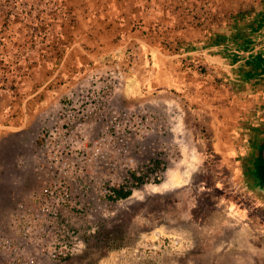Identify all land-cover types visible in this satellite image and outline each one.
Wrapping results in <instances>:
<instances>
[{
	"label": "crops",
	"instance_id": "crops-1",
	"mask_svg": "<svg viewBox=\"0 0 264 264\" xmlns=\"http://www.w3.org/2000/svg\"><path fill=\"white\" fill-rule=\"evenodd\" d=\"M74 11L69 65L62 68L73 81L118 60L130 73L124 103L176 99L187 111L188 140L199 148L200 140L208 141L201 152L223 164L228 181L236 189L257 182L254 166L264 140V0H84ZM11 175L21 187L29 184L25 172ZM218 203L224 214L219 227L212 223L211 242L203 228L197 264H264L262 214L256 224L240 206L231 210L229 197L219 195Z\"/></svg>",
	"mask_w": 264,
	"mask_h": 264
},
{
	"label": "built area",
	"instance_id": "built-area-1",
	"mask_svg": "<svg viewBox=\"0 0 264 264\" xmlns=\"http://www.w3.org/2000/svg\"><path fill=\"white\" fill-rule=\"evenodd\" d=\"M129 77L115 60L42 113L34 144L12 165L28 170L35 185L0 207V264H62L93 242L104 249V222L137 193L162 186L173 171L179 185L187 183L194 152L186 108L157 97L124 103ZM9 177L18 188L20 178ZM159 246L167 255L192 248L181 237Z\"/></svg>",
	"mask_w": 264,
	"mask_h": 264
},
{
	"label": "rangeland",
	"instance_id": "rangeland-1",
	"mask_svg": "<svg viewBox=\"0 0 264 264\" xmlns=\"http://www.w3.org/2000/svg\"><path fill=\"white\" fill-rule=\"evenodd\" d=\"M61 2L0 0V207L11 204L35 185L32 174L25 170L29 185L12 193L9 176L21 172L12 165L34 144L42 113L53 108L67 89L85 77L80 74L73 81L66 70L69 63L65 64L74 9L84 0ZM200 141L199 148L194 145L197 140H188L194 153L185 185H179V172L173 171L164 187L159 186L166 190L137 193L116 216L104 222L102 232L116 246L100 250L93 242L82 254L62 264H197L195 256L201 249L203 228L209 229L210 235L206 236L211 242L212 223L219 227L217 219L224 214L223 209L215 207L219 195L229 197L231 210L240 206L241 211L255 215L247 218L256 224L260 212L264 223V188L248 182L243 189H236L228 181L223 164L217 163L214 156L202 154L201 148L205 149L208 141ZM173 237L189 240L190 251L167 255L159 250L163 238Z\"/></svg>",
	"mask_w": 264,
	"mask_h": 264
},
{
	"label": "trees",
	"instance_id": "trees-1",
	"mask_svg": "<svg viewBox=\"0 0 264 264\" xmlns=\"http://www.w3.org/2000/svg\"><path fill=\"white\" fill-rule=\"evenodd\" d=\"M63 1L64 0H62V2ZM263 168H264V162L259 158V156H257V164L254 166V169H255V174L254 175H255V179H256L258 185H261V183L264 181V178H263V175H262V169ZM114 246H116V245L109 240L108 243H107V247L104 248V249H101V250H108L110 248H113Z\"/></svg>",
	"mask_w": 264,
	"mask_h": 264
},
{
	"label": "water",
	"instance_id": "water-1",
	"mask_svg": "<svg viewBox=\"0 0 264 264\" xmlns=\"http://www.w3.org/2000/svg\"><path fill=\"white\" fill-rule=\"evenodd\" d=\"M258 156L264 162V140L261 142V149L258 151ZM262 175L264 178V168L262 169ZM261 186L264 188V181L261 183Z\"/></svg>",
	"mask_w": 264,
	"mask_h": 264
},
{
	"label": "bare ground",
	"instance_id": "bare-ground-1",
	"mask_svg": "<svg viewBox=\"0 0 264 264\" xmlns=\"http://www.w3.org/2000/svg\"><path fill=\"white\" fill-rule=\"evenodd\" d=\"M165 183L163 184L162 187H164ZM163 190H166V189H159V187H153V188H148V189H144L143 192H146V193H159Z\"/></svg>",
	"mask_w": 264,
	"mask_h": 264
}]
</instances>
